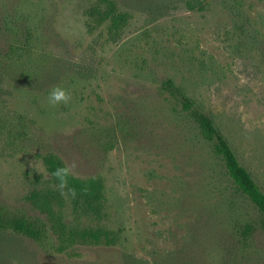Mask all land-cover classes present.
Returning a JSON list of instances; mask_svg holds the SVG:
<instances>
[{"label": "rangeland", "instance_id": "374dc122", "mask_svg": "<svg viewBox=\"0 0 264 264\" xmlns=\"http://www.w3.org/2000/svg\"><path fill=\"white\" fill-rule=\"evenodd\" d=\"M95 1L0 0V205L47 235L0 232V264H264V216L181 102L209 116L264 192V0H115L130 16L113 34L90 22ZM26 29L30 54L7 62ZM56 86L69 101L50 106ZM48 153L98 179L101 197L77 200ZM68 229L112 242L69 241Z\"/></svg>", "mask_w": 264, "mask_h": 264}, {"label": "trees", "instance_id": "16d2710c", "mask_svg": "<svg viewBox=\"0 0 264 264\" xmlns=\"http://www.w3.org/2000/svg\"><path fill=\"white\" fill-rule=\"evenodd\" d=\"M188 7L193 9V5L191 4H188ZM14 13L12 11L11 16ZM86 14L89 16L90 22L96 26L107 23L108 30L111 34L121 30L127 24L130 16V14L122 11L118 7L115 0H96L90 5ZM29 34V30L26 29L17 39L21 41L20 44H10L8 51L4 52L5 57L8 58L7 62H13L16 57L24 56L23 54L25 56L30 54L31 48L28 46ZM170 83L171 81L167 82V84ZM181 102L183 110L188 111L197 124L203 139L210 143L213 155L220 161L226 175L231 179L236 190L244 195L264 216V192L260 189L251 173L239 161L226 138L221 134L209 116L194 104L192 99L181 95ZM43 163L55 181L77 200L93 203L101 197L103 187L98 179H81L74 176L69 172L63 161L54 153L45 155L43 157ZM54 173L57 174L54 175ZM31 198L34 200L33 203L36 207L48 214V218L52 223V229L56 231L54 225L57 224V229L63 235L66 227L62 224L60 217L52 211L49 202L45 200L39 203L35 193L31 194ZM45 227V223L41 222L36 216H30L19 210L14 211L6 206L0 205V232L11 231L19 233L37 241V243L43 244V240L47 237ZM261 227L264 229V220L261 222ZM246 230L249 231L251 228L247 226ZM67 239L69 241L75 239L84 242L89 240L94 242L103 241L106 244L112 242L110 233L101 229H84L82 231L68 229Z\"/></svg>", "mask_w": 264, "mask_h": 264}, {"label": "clouds", "instance_id": "9594fccd", "mask_svg": "<svg viewBox=\"0 0 264 264\" xmlns=\"http://www.w3.org/2000/svg\"><path fill=\"white\" fill-rule=\"evenodd\" d=\"M69 95L67 91L59 86L53 87L47 96V103L50 106H56L61 103H68ZM57 173H54L56 175Z\"/></svg>", "mask_w": 264, "mask_h": 264}]
</instances>
